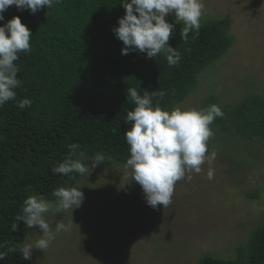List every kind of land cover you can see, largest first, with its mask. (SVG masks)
I'll use <instances>...</instances> for the list:
<instances>
[{"label":"trees","instance_id":"16d2710c","mask_svg":"<svg viewBox=\"0 0 264 264\" xmlns=\"http://www.w3.org/2000/svg\"><path fill=\"white\" fill-rule=\"evenodd\" d=\"M122 0H59L49 10L35 14L9 6L0 26L18 16L31 32L28 53H19L15 62L22 81L16 99L0 107V264H36L8 252L23 245L26 225L15 217L22 214L29 195L48 201L59 187H74L81 174H56L51 169L69 154L68 145H80L84 153H100L121 163L129 158L124 133L131 123L127 112L135 105L127 98L129 87L138 93L165 91L160 107L171 111L185 101L196 87L199 74L222 58L234 42L226 22L208 21L198 33L180 37L183 22L174 23L168 44L181 60L169 67L164 55L146 58L145 53L121 54L123 43L112 29L125 14ZM28 98L30 107L17 102ZM154 100V103L156 102ZM207 103L203 108L215 104ZM224 109L214 120L221 132L247 140L264 141V94L249 95ZM254 199L257 195H252ZM13 223H19L12 231ZM236 259L223 261L206 257L198 264H264V223L251 234L248 243L236 249Z\"/></svg>","mask_w":264,"mask_h":264},{"label":"rangeland","instance_id":"374dc122","mask_svg":"<svg viewBox=\"0 0 264 264\" xmlns=\"http://www.w3.org/2000/svg\"><path fill=\"white\" fill-rule=\"evenodd\" d=\"M200 24L227 23L234 38L226 54L200 74L188 98L173 107L205 109L214 103L231 109L249 95L264 94V0H202ZM167 21L182 22L169 15ZM211 103V104H212ZM222 118V117H218ZM208 153L216 152L197 174L186 173L175 185L167 207L147 205L130 169L111 157L92 168L90 153L78 159L90 172L74 186L84 199L78 208L57 210V200L45 220L73 225L55 235L45 250H32L36 264H198L206 257L235 260L264 223V141L247 140L214 126ZM209 167L214 169L211 180ZM191 175V179L188 176ZM252 195H257L254 199ZM38 227L28 229L24 244L41 238Z\"/></svg>","mask_w":264,"mask_h":264},{"label":"clouds","instance_id":"9594fccd","mask_svg":"<svg viewBox=\"0 0 264 264\" xmlns=\"http://www.w3.org/2000/svg\"><path fill=\"white\" fill-rule=\"evenodd\" d=\"M56 3L59 0H0V21L4 20L3 13L9 6L35 14L44 7L50 10ZM121 6L125 14L118 19V27L112 29L115 37L124 45L121 54L138 51L145 53L146 58L162 54L169 67L178 65L181 55L168 44L176 25L167 22V17L174 15L183 22L180 37L187 41L189 32H199L204 12L202 0H122ZM31 37L30 30L18 16L0 26V107L16 99L15 89L21 86L22 81L17 78L20 69L15 62L19 53L31 51ZM166 94L158 90L139 94L137 87L127 90V98L135 107L126 115L131 127L124 133L129 146L125 168L131 170L132 180L140 185L147 205L154 209L157 205L167 207L172 203L175 185L185 178L186 173L199 174L201 165L213 163L216 152L206 156L208 141L213 136L210 125L217 117L224 116L221 108L215 104L201 110L179 107L171 111L163 110L156 98L163 99ZM32 103L31 99L24 98L17 102L16 107L24 109ZM79 148L80 145L76 143L68 145L69 154L51 171L65 176L90 172L89 164L74 158ZM88 159L94 168L102 164L105 156L97 153ZM213 176L214 169L209 167L207 178L211 180ZM188 178L191 179V175ZM53 196L57 198L58 211L71 210V213L84 199L83 192L76 187H59L54 190ZM51 207L52 202L42 196H27L23 201L22 214L17 215L15 220L23 222L28 229L38 227L41 238L35 241L34 246L27 243L11 247L8 252L18 251L23 260L29 261L34 247L45 250L56 234L71 229L72 219L67 225L56 223L55 229L50 226L44 217ZM18 226L19 223H13L12 231H16ZM6 255V252L0 251V260H4Z\"/></svg>","mask_w":264,"mask_h":264}]
</instances>
